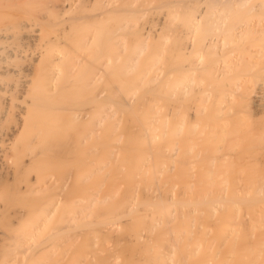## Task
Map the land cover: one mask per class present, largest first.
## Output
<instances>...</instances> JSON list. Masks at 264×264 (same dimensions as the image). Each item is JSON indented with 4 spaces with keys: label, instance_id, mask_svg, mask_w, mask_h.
I'll return each mask as SVG.
<instances>
[{
    "label": "bare ground",
    "instance_id": "1",
    "mask_svg": "<svg viewBox=\"0 0 264 264\" xmlns=\"http://www.w3.org/2000/svg\"><path fill=\"white\" fill-rule=\"evenodd\" d=\"M263 78L264 0H0V264H264Z\"/></svg>",
    "mask_w": 264,
    "mask_h": 264
},
{
    "label": "rangeland",
    "instance_id": "2",
    "mask_svg": "<svg viewBox=\"0 0 264 264\" xmlns=\"http://www.w3.org/2000/svg\"><path fill=\"white\" fill-rule=\"evenodd\" d=\"M74 1V0H73ZM156 12H157V14H156ZM154 14V15H153ZM158 14H159V12L158 11H155V12H153L151 15H153V16H151V18H153L152 20H154L155 22L156 21H158V18H159V16H158ZM160 15V14H159ZM158 16V17H157ZM157 19V20H156ZM140 23H142L143 24V21L142 20H140ZM147 24H145V26H146ZM263 81V82H262ZM248 85V84H247ZM247 85L246 86H243L244 87V89H243V91H244V93H245V91H246V89H248V88H246L245 89V87H247ZM250 85H252V88H251V86ZM242 87V88H243ZM248 87L252 90L251 91V93L250 92H248V93H245L246 95L245 96H243V94H239V96H241V97H246V99L247 100H250V101H247L246 103H245V106H242L241 108H239L238 106L236 107L235 106V108L237 109V111H238V109H239V111L241 112V114L243 113V116H248V120H249V122H250V126H251V128L253 129V131L255 132V130H256V132H258L260 129H259V126H258V123L260 122V121H263L264 120V115L262 116L261 115V113H260V108H258L256 105H253L252 103H251V101H252V99H253V96H262L263 94H264V78L262 79V80H259L257 83H252V84H250L249 83V85H248ZM242 91V92H243ZM247 92V91H246ZM257 92V93H256ZM249 94H250V99H248L249 98ZM258 94V95H257ZM251 96H252V98H251ZM237 97H238V95H237ZM236 97V98H237ZM241 97H238L239 99H237V100H240L241 99ZM248 97V98H247ZM252 104V105H251ZM247 106V107H246ZM255 106H256V108H255ZM238 111V112H239ZM259 111V112H258ZM259 114H258V113ZM189 113H192V111L191 110H189ZM254 114V115H253ZM251 115L252 116H254V117H252L251 118ZM259 115H261V116H259ZM251 118V119H250ZM261 148V151L263 152L264 150H263V148H264V144L262 145V147H260ZM247 157V156H246ZM245 157V159H243V161L244 160H246L247 159V161L249 162L250 160L248 159L249 157H247L246 158ZM254 159H251V161H253ZM248 162L246 163L247 165H249V166H251V165H253V162H250L249 164H248ZM245 165V164H244ZM253 166H256L255 164L253 165Z\"/></svg>",
    "mask_w": 264,
    "mask_h": 264
}]
</instances>
